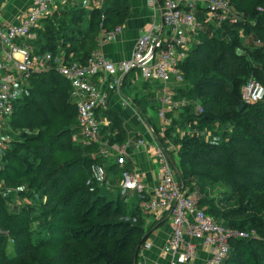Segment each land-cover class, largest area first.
<instances>
[{
    "label": "trees",
    "instance_id": "obj_1",
    "mask_svg": "<svg viewBox=\"0 0 264 264\" xmlns=\"http://www.w3.org/2000/svg\"><path fill=\"white\" fill-rule=\"evenodd\" d=\"M231 2L242 19L220 30L213 22L199 29L180 66L184 83L176 88L175 98L189 103L177 115L167 113L172 123L165 133L178 146L170 151L178 177L200 195L207 213L226 227L256 229L263 237L231 239L225 264H264V98L243 99L249 80L264 86V0ZM130 12L129 0H105L92 9L66 5L44 18L34 29L36 38L25 43L34 54L83 64L98 48L101 30L123 24ZM137 105L143 114L149 108L158 113L147 96ZM97 114L110 120L101 129L103 141H128L119 112L109 107ZM7 118L0 155V264L137 263L148 233L161 220L146 227L141 197L135 192L130 207L129 193L115 182L131 171L130 163L93 157L97 144L75 140L81 130L71 82L55 67L34 73ZM151 123L167 146L161 127ZM191 127L211 137L177 132ZM95 163L105 165L107 176L113 173L117 192L93 182ZM220 184L226 188L212 195L210 186Z\"/></svg>",
    "mask_w": 264,
    "mask_h": 264
},
{
    "label": "built area",
    "instance_id": "obj_2",
    "mask_svg": "<svg viewBox=\"0 0 264 264\" xmlns=\"http://www.w3.org/2000/svg\"><path fill=\"white\" fill-rule=\"evenodd\" d=\"M89 1L93 8H102L105 0H32L27 14L18 24H8L0 19V46L5 50L6 58L0 59V128L1 123L12 114L15 101L20 93L29 85L34 73L55 67L57 71L71 82V97L77 107V119L80 136L75 140L86 145L97 144L93 157L107 160L115 159L119 164L126 163V143H109L103 141L101 129L109 126L107 117L98 116L99 109H106L109 93L120 91L125 77L136 72L145 81L159 85L158 117L161 121L159 135L166 138V129L171 126L172 118L189 102L176 99V88L184 83L181 64L197 41L199 29L203 26L198 19L199 11H206L205 23L213 22L218 28L225 23H238L242 16L236 11L231 0H162L160 11L162 21H154L137 40L135 49L128 59L115 62L98 48L93 51L86 63L66 62L63 55L53 57L49 52L34 54L29 44L18 45L19 40L34 39L36 28L41 21L50 16L53 9L66 5H77ZM147 4L157 7V0H147ZM122 31V25L113 29H102L98 36V46L113 39ZM53 63L55 65H53ZM99 79L100 85L94 83ZM264 98V86L251 79L243 87V99L246 103H257ZM124 105H129L123 99ZM195 110L202 113L201 104L196 103ZM181 135L200 134L209 139L210 131L198 128L177 129ZM1 139V135H0ZM166 138L167 146L156 139L152 145V156L158 164L160 176L157 186L152 192L140 182L136 175L125 173L123 192L132 190L141 197V207L146 213H154L161 217L169 213L172 218V235L163 251L172 255L170 264L191 262L197 254L192 239L200 240L203 245L212 249V254L203 264H225L231 251V239L246 238L260 240L263 237L254 229L242 230L226 227L217 222L206 208L200 204V195L191 192L189 187L178 177L175 162L171 157L172 147ZM138 146L146 141L138 139ZM178 147V146H177ZM92 179L95 184L107 183V170L104 164L92 165ZM92 191L95 186L90 188Z\"/></svg>",
    "mask_w": 264,
    "mask_h": 264
},
{
    "label": "crops",
    "instance_id": "obj_3",
    "mask_svg": "<svg viewBox=\"0 0 264 264\" xmlns=\"http://www.w3.org/2000/svg\"><path fill=\"white\" fill-rule=\"evenodd\" d=\"M157 1L158 5L155 8L148 5L147 0H129L131 12L127 20L123 24H120L122 25V31L113 39L102 42L98 46V51L115 62L131 57L138 38L147 31L154 21H162L160 1ZM31 5L32 0H0V19L8 24H18L27 14ZM77 5L84 6L88 9L93 8L89 1H83ZM59 8L62 7L59 6ZM54 10L57 9H53V11ZM206 18V11L202 10L198 12V19L203 25H205L204 20H206ZM218 29L220 30V28ZM23 43H25V40L17 42L18 45ZM5 58V50L0 46V59L4 60ZM94 83L100 85L99 79L94 78ZM159 95V85L157 83L142 80L141 77H138L136 72H134L125 77L120 91L109 93L107 105V108L110 107L114 111L119 112L124 119L123 123L129 134L125 149L126 162L130 163V173L136 175L138 180L146 185V189L149 192H152L157 186L160 176L158 164L152 156V145L157 138L154 126L151 122L161 127V121L157 116L156 110L153 108L149 109L152 111L155 110V116L150 113L143 114L137 105V101L139 97L147 96L153 99L155 104L159 106ZM124 98L129 101V105L123 104ZM100 110L105 109L101 108L99 111ZM100 118L102 119V117ZM138 139H144L146 144L144 146H138L136 144ZM167 141H169L172 150L177 149V146H175L169 138ZM125 173L126 172H124L123 176H125ZM121 180L122 179L119 178V181ZM121 184L122 181L119 185ZM127 192L132 197L136 194L132 190H128ZM130 196L128 198L129 200H131ZM144 213L146 217V227H149L152 223L159 220H161V224L157 225L148 233V238L140 249L137 264H170L172 255L163 251L164 246L172 235V218L170 214L165 213L161 217H158L154 213ZM192 242L195 244L197 254L191 262L185 264H203L204 261L211 256L212 249L203 245L198 239H192Z\"/></svg>",
    "mask_w": 264,
    "mask_h": 264
},
{
    "label": "rangeland",
    "instance_id": "obj_4",
    "mask_svg": "<svg viewBox=\"0 0 264 264\" xmlns=\"http://www.w3.org/2000/svg\"><path fill=\"white\" fill-rule=\"evenodd\" d=\"M197 37H198V35H197ZM142 80H144L143 78H141ZM125 89V88H124ZM147 113H150L151 115H153V116H155L156 115V113H155V110L154 111H152L151 109H149L148 111H147ZM8 118L7 119H5L2 123H1V128H0V135H1V139H0V155H1V148H2V146L3 145H6L5 143H6V141L4 140L5 139V136L7 137L8 135L6 134V130H7V128L9 127L8 125ZM2 141H5L4 142V144H2L1 142ZM175 160H176V162L178 163V161H179V156H178V154L176 153L175 154ZM108 181H107V183H109V185L112 187V189L114 190V192H117V190L120 188V187H118V186H116L115 185V187L113 186V182H114V180H113V173H108ZM113 180V181H112ZM125 180V177H123L122 178V184L120 185L121 186V189H122V191H123V189H124V187H123V184H124V181ZM121 181H119V178H117V179H115V182L116 183H119L120 184V182ZM2 185V184H1ZM226 188V186H224V185H222V184H220V185H216V186H210V192H211V194L212 195H217L218 193H220V191H222V190H224ZM130 196V195H129ZM132 196H130V198H131ZM133 200H134V198H132L131 200H130V202H129V206L130 207H132V204H133ZM136 200V199H135ZM254 230H256V229H254ZM257 231V230H256ZM10 243H11V241H10ZM9 243V246H8V251L9 252H11V251H13V246H12V244H10Z\"/></svg>",
    "mask_w": 264,
    "mask_h": 264
},
{
    "label": "water",
    "instance_id": "obj_5",
    "mask_svg": "<svg viewBox=\"0 0 264 264\" xmlns=\"http://www.w3.org/2000/svg\"><path fill=\"white\" fill-rule=\"evenodd\" d=\"M244 107V104H241L240 106H239V109L241 110L242 108ZM175 166H176V164H175ZM177 167V166H176ZM177 169V168H176ZM135 264H137V263H135Z\"/></svg>",
    "mask_w": 264,
    "mask_h": 264
}]
</instances>
